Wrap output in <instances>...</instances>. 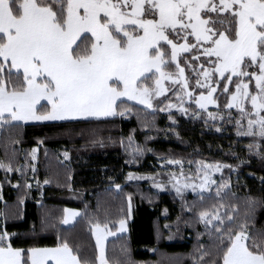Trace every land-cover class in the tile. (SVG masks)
Here are the masks:
<instances>
[{
	"label": "snow or ice",
	"instance_id": "snow-or-ice-1",
	"mask_svg": "<svg viewBox=\"0 0 264 264\" xmlns=\"http://www.w3.org/2000/svg\"><path fill=\"white\" fill-rule=\"evenodd\" d=\"M128 102L143 106L137 113L175 108L187 114L189 102L208 119L226 115L237 136L252 138L249 152L264 159V0H0V131L11 134L29 121L125 118L134 110ZM210 105L218 111H208ZM165 163L179 167L165 173L167 182L132 174L128 179H150L160 191L171 184L182 200L187 190L198 192L199 205L193 201L185 210L203 224L197 236H207L208 243L197 246L192 264H264V234L251 235L248 211L224 203L241 199L229 181L213 179L232 166L189 161L197 167L186 172L182 160ZM0 170L24 177V166L14 167L12 160H0ZM213 185L215 195H203ZM243 199L249 208L257 203ZM64 211V224L81 215ZM86 218L95 261L84 259L67 236L58 235L54 247L20 248L4 231L0 264H109L105 242L126 231V220ZM122 264L135 262L126 255Z\"/></svg>",
	"mask_w": 264,
	"mask_h": 264
},
{
	"label": "trees",
	"instance_id": "trees-1",
	"mask_svg": "<svg viewBox=\"0 0 264 264\" xmlns=\"http://www.w3.org/2000/svg\"><path fill=\"white\" fill-rule=\"evenodd\" d=\"M200 91L195 89L194 94ZM167 96L172 97V93ZM171 102L177 103L175 97ZM185 107L189 108L187 114L175 108L171 113H137L135 108L143 106L134 105L125 118L20 123L11 134L0 131V160L24 166L23 178L19 172L0 170V233L8 232L13 246L20 248L54 247L58 235L67 236L80 246L84 259L95 261L98 250L86 217L123 218L128 232L106 243L109 264H122L126 255L135 264H192L197 246L208 243L207 236H197L203 232V224L185 210L193 201L199 205L198 193L186 191L182 200L171 184L160 191L150 179H128L132 174L167 182L165 173L179 171L178 166L165 163V158H172L182 160L186 172L197 167L189 161L231 165L215 180L229 181L241 199L230 197L224 203L238 205L242 214L248 211L251 235L264 234V159L249 152L247 145L252 138L237 136L234 124L225 122L226 115L212 120L195 104L186 102ZM33 149L37 150L35 159ZM115 184L121 186V192ZM215 187L203 195L214 196ZM249 196L257 201L251 208L243 199ZM67 207L81 214L71 226L63 223ZM125 248L127 254L122 251Z\"/></svg>",
	"mask_w": 264,
	"mask_h": 264
},
{
	"label": "rangeland",
	"instance_id": "rangeland-1",
	"mask_svg": "<svg viewBox=\"0 0 264 264\" xmlns=\"http://www.w3.org/2000/svg\"><path fill=\"white\" fill-rule=\"evenodd\" d=\"M202 59H203V57H202ZM167 86V85H166ZM204 92H205V94H206V90H204V89H202ZM134 103V102H133ZM211 108H215V107H213V106H209V109H211ZM48 122H61V121H29V122H27V123H24V124H29V123H48ZM20 123H23V122H20ZM37 155V151L35 152V156ZM220 172H216L214 175H213V179H215V176L216 175H218ZM196 183H199V181H195ZM174 190V189H173ZM175 191V190H174ZM187 191H190V192H193V191H191L190 189L189 190H187ZM193 193H198V192H193ZM66 209H72V210H75V211H78V212H80L79 210H77V209H75V208H71V207H67ZM65 215H66V213H65ZM79 216H77L76 218H75V220H73L72 222H70L69 224H64L65 226H71L72 224H74V222L76 221V219L78 218ZM128 232V226H127V222H126V231H124V232H121V233H117V235L115 236V237H117V236H119V235H123V234H125V233H127ZM115 237H109L108 238V240H110V239H112V238H115ZM107 240V241H108ZM107 241L105 242V251H106V243H107Z\"/></svg>",
	"mask_w": 264,
	"mask_h": 264
}]
</instances>
